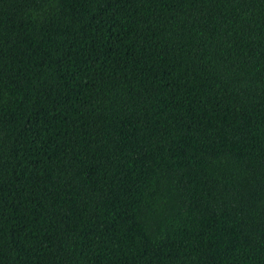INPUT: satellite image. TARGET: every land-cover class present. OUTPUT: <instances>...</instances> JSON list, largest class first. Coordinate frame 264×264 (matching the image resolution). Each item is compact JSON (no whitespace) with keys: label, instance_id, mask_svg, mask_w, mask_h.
I'll return each instance as SVG.
<instances>
[{"label":"trees","instance_id":"16d2710c","mask_svg":"<svg viewBox=\"0 0 264 264\" xmlns=\"http://www.w3.org/2000/svg\"><path fill=\"white\" fill-rule=\"evenodd\" d=\"M0 264H264V0H0Z\"/></svg>","mask_w":264,"mask_h":264}]
</instances>
